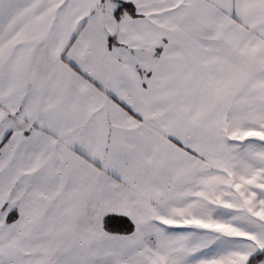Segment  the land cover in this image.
<instances>
[{
  "label": "snow or ice",
  "instance_id": "obj_1",
  "mask_svg": "<svg viewBox=\"0 0 264 264\" xmlns=\"http://www.w3.org/2000/svg\"><path fill=\"white\" fill-rule=\"evenodd\" d=\"M0 264H264V0H0Z\"/></svg>",
  "mask_w": 264,
  "mask_h": 264
}]
</instances>
